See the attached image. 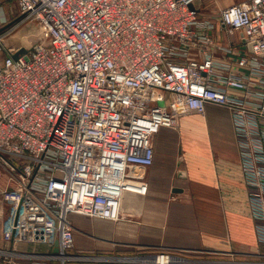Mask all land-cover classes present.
Instances as JSON below:
<instances>
[{
    "label": "built area",
    "instance_id": "1",
    "mask_svg": "<svg viewBox=\"0 0 264 264\" xmlns=\"http://www.w3.org/2000/svg\"><path fill=\"white\" fill-rule=\"evenodd\" d=\"M198 1L17 0L19 16L0 30V166L18 199L12 238L28 200L55 234L45 252L0 248L4 264H66L73 213L127 217L125 197L147 194L155 135L208 103L231 111L251 214L264 224V0H235L205 19ZM31 22L48 37L23 48L13 36ZM129 257L200 261L183 250ZM258 257L247 263L264 264Z\"/></svg>",
    "mask_w": 264,
    "mask_h": 264
},
{
    "label": "crops",
    "instance_id": "2",
    "mask_svg": "<svg viewBox=\"0 0 264 264\" xmlns=\"http://www.w3.org/2000/svg\"><path fill=\"white\" fill-rule=\"evenodd\" d=\"M225 1L199 0L197 4L214 7L235 0ZM218 12L201 11V15L216 18ZM19 13L17 0H0V30ZM210 32L228 40L220 27ZM47 37L39 23L31 22L16 31L13 39L24 48ZM237 137L231 111L213 103L206 105L204 113L181 115L177 127L163 126L154 138V162L146 168L147 194L126 196L123 210L127 217L119 220L71 214L75 249L79 253L116 250L135 254L183 250L188 258L210 264H220L221 258L239 264L234 263L236 258L264 254L260 236L264 224L251 214L250 187ZM4 172L0 168V248L48 251L55 234L49 229L51 216L30 200L21 208L12 238L18 199L13 193L15 182ZM5 188L9 194L2 193Z\"/></svg>",
    "mask_w": 264,
    "mask_h": 264
},
{
    "label": "rangeland",
    "instance_id": "3",
    "mask_svg": "<svg viewBox=\"0 0 264 264\" xmlns=\"http://www.w3.org/2000/svg\"><path fill=\"white\" fill-rule=\"evenodd\" d=\"M204 1L206 3H208L210 0L208 2L206 0H204ZM219 1H221L223 3L226 2L225 0H219ZM221 2H220V4H217L214 7H212V6L206 7L207 6V4H206V6L205 5L201 6L200 9H201V11H207V13H212V12L216 13L217 10H219L218 8L220 6L227 5L226 3L223 4ZM0 168L5 171L4 173L8 172L2 166H0ZM8 175H10L9 172H8ZM7 253H9V252H7ZM71 253L74 254V256L68 257L69 259L66 261V264H143L140 260H138V262L135 259L134 260L130 259V261H128V260L124 261L123 260L124 259L123 257H126V256L129 257V256L138 255V254H135L133 252H119V251L114 250V251H111V252H104V251L100 252V251H97V252H89V253H83V252L82 253H78L77 249L74 248L73 250H71ZM77 254H80V255H77ZM82 254H84V255H82ZM89 255H91V256H116L117 259H111V258H108V257L107 258H99V257L93 258L91 256L88 257ZM118 257H121V258H118ZM223 259H225V258H221L220 259L221 262H219V263L220 264H228L226 262H222ZM4 260H5L4 256H0V264H4V262H5ZM236 260L238 261L237 263H239V264H243L242 263L243 261L244 262L246 261V263H244V264H248L247 262L252 261V263H253L254 261L261 260V258H259L258 256H252V257L248 256V257H246V259L236 258ZM15 264H19V261H17ZM193 264H210V263L197 261V262H194ZM216 264H218V263H216Z\"/></svg>",
    "mask_w": 264,
    "mask_h": 264
},
{
    "label": "bare ground",
    "instance_id": "4",
    "mask_svg": "<svg viewBox=\"0 0 264 264\" xmlns=\"http://www.w3.org/2000/svg\"><path fill=\"white\" fill-rule=\"evenodd\" d=\"M72 256H74V254H69V255H67V256H65V259L66 258H68V257H72ZM76 256V255H75ZM88 257H90V256H88ZM91 257H93V258H95V257H99V258H111V259H117V257L116 256H91ZM118 258H121V257H118ZM129 259H137L136 257H128ZM64 259V260H65Z\"/></svg>",
    "mask_w": 264,
    "mask_h": 264
},
{
    "label": "water",
    "instance_id": "5",
    "mask_svg": "<svg viewBox=\"0 0 264 264\" xmlns=\"http://www.w3.org/2000/svg\"><path fill=\"white\" fill-rule=\"evenodd\" d=\"M250 49L252 50L251 44H250ZM53 250H54L55 252L59 251V241H58V239H57V240L55 241V243H54ZM7 264H8V263H7Z\"/></svg>",
    "mask_w": 264,
    "mask_h": 264
}]
</instances>
